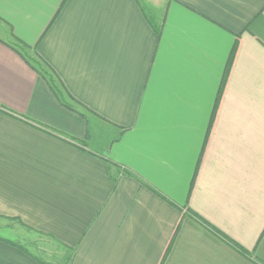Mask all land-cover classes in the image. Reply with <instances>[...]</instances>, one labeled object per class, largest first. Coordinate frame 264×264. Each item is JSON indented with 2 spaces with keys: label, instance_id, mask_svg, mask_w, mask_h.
Returning <instances> with one entry per match:
<instances>
[{
  "label": "crops",
  "instance_id": "obj_1",
  "mask_svg": "<svg viewBox=\"0 0 264 264\" xmlns=\"http://www.w3.org/2000/svg\"><path fill=\"white\" fill-rule=\"evenodd\" d=\"M0 219L70 264H264V0H0Z\"/></svg>",
  "mask_w": 264,
  "mask_h": 264
},
{
  "label": "trees",
  "instance_id": "obj_2",
  "mask_svg": "<svg viewBox=\"0 0 264 264\" xmlns=\"http://www.w3.org/2000/svg\"><path fill=\"white\" fill-rule=\"evenodd\" d=\"M9 45L15 50L17 51L22 57L23 59L34 69H36L40 74H42V76L46 79L47 83L49 84V86L51 87V89L54 91V93L56 94V96L58 97L59 101L65 105L67 108L72 109L76 112H78L79 114L85 116V112H83V110H81L78 106L72 104L71 102H69L65 95H69L70 98L72 99V101H74L75 103H77L79 106L86 108L82 103H80L77 99H75L69 92L68 90H66V87L64 86V84L62 83V80L60 79V77H58V75H55V73L53 72V70L45 63L42 61V59H40L39 55L36 54L35 58L32 60V58L30 57V50L31 48L29 47V45H27L26 43H24L23 41L16 39V42L14 43H9ZM236 48H237V44L234 46L232 54H231V58L233 59L234 54L236 52ZM31 54L34 55V53L31 52ZM230 64L231 61L228 63L227 69H226V73L224 75V80L222 82V86L221 89L219 91V93L221 94L222 92V88L223 85L225 84L229 69H230ZM43 66H47L45 68H43ZM87 109V108H86ZM206 225H208L210 228L214 229L216 232H218L219 234H222L224 237H226L236 248H238L241 252L243 253H247V249L242 247L240 244H238L236 241H234L233 239L229 238L227 235H225L224 233H222L218 228H216L214 225H212L209 221H207L206 219H204L203 217H201L200 215H197ZM179 228V226H178ZM173 241L170 242L169 248L171 246V243ZM74 251L71 250V254ZM70 254V256L65 260V262L63 264H70L71 260H72V255ZM167 253L165 256H163L160 264L164 263V260L166 259Z\"/></svg>",
  "mask_w": 264,
  "mask_h": 264
},
{
  "label": "rangeland",
  "instance_id": "obj_3",
  "mask_svg": "<svg viewBox=\"0 0 264 264\" xmlns=\"http://www.w3.org/2000/svg\"><path fill=\"white\" fill-rule=\"evenodd\" d=\"M36 55L31 54L30 52V57L32 58V60L35 58ZM47 66H43V68H46ZM93 123L96 124V122L93 120ZM1 220V219H0ZM5 225L6 222L1 220ZM13 227L9 228H5V227H1L4 228L6 230L3 229V232L0 231V233L2 235H8L10 238H14L13 235L10 234L9 230H14L15 232L17 231L18 233H24L21 234L23 236H25L24 238L21 236H18L17 238V234H16V238L15 239H20V240H25V242L27 243H23L24 245H27L28 247H30V249H32L33 251H35L36 253L40 254L41 256L44 255V257L49 258L50 260H54L56 263L59 264H63L65 262V260L70 256L71 254V250H64V248H62L59 244H57L56 242H54L50 237H47L41 233H38L32 229H30V227L25 228L23 225H19L16 222H12ZM2 225V224H1ZM7 237V236H6ZM23 238V239H22ZM48 241V242H46ZM39 246L42 247H46L47 252L44 253L43 251V255L42 253L39 252V249H37V247L39 248ZM52 251V252H51ZM72 255V254H71Z\"/></svg>",
  "mask_w": 264,
  "mask_h": 264
}]
</instances>
